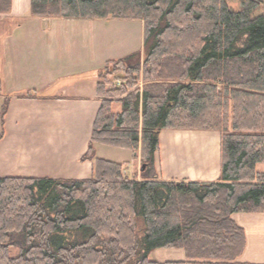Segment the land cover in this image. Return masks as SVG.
Instances as JSON below:
<instances>
[{
	"label": "trees",
	"instance_id": "obj_1",
	"mask_svg": "<svg viewBox=\"0 0 264 264\" xmlns=\"http://www.w3.org/2000/svg\"><path fill=\"white\" fill-rule=\"evenodd\" d=\"M260 3L29 0L31 18L140 21L143 55L97 74L100 106L80 159L92 162L90 179L0 178V264H251L239 261L245 234L232 216L264 214ZM10 9L0 0V15ZM7 106L5 98L2 126ZM168 130L219 135L216 182L158 180L155 154ZM95 145L129 151L144 166L140 178L97 158ZM166 249L185 259L148 260Z\"/></svg>",
	"mask_w": 264,
	"mask_h": 264
},
{
	"label": "crops",
	"instance_id": "obj_2",
	"mask_svg": "<svg viewBox=\"0 0 264 264\" xmlns=\"http://www.w3.org/2000/svg\"><path fill=\"white\" fill-rule=\"evenodd\" d=\"M28 10L29 0H11L10 12L0 15V108L8 99L0 178L90 179L92 162L80 159L88 150L100 106L96 77L111 61H100L96 52L107 47L108 34L116 29L108 28L107 20L31 18ZM199 141L161 132L163 155L155 154L158 180L216 182L219 150L208 141L195 147ZM122 164L128 168L129 162ZM232 220L245 234L239 261L264 264V214H235ZM175 259H185L181 250Z\"/></svg>",
	"mask_w": 264,
	"mask_h": 264
},
{
	"label": "rangeland",
	"instance_id": "obj_3",
	"mask_svg": "<svg viewBox=\"0 0 264 264\" xmlns=\"http://www.w3.org/2000/svg\"><path fill=\"white\" fill-rule=\"evenodd\" d=\"M240 1L241 0H228V5L232 9L238 10L240 7ZM257 12L264 14V0H263V3H260L257 9ZM107 22H110L109 24H111L110 27L108 28L113 29V30L116 29V32L115 33L112 32V34H108L107 47L99 46V48L97 49L96 56L100 61H103L104 59L118 60L122 57H125L126 55H129L137 51H140V54L143 55L142 23L140 21L118 20V21H107ZM139 87H141V85H139ZM114 105L116 106L113 107ZM1 108H0V135L2 134ZM112 110L113 111L116 110L118 112L120 110L119 103L115 102L112 105ZM164 132L169 133V134L178 133L180 135H187L189 137L201 140L199 142H195V147L201 144H204L205 141H208V143L214 144L215 150L216 149L219 150V135L216 132L194 131V130H168ZM97 148H98L97 149L98 157L103 158L107 161H111L115 163H126L128 161L129 162L128 168L124 167L125 164L123 165L124 175L129 178H133V177H135L136 179L140 178V175L144 170V166L141 165L140 161L133 160L132 154L129 151L111 148V147L104 146V145H100V146L98 145ZM159 149L161 150H158V152L156 153L157 158H159L158 156L160 155L162 156L163 155L162 153L164 151L163 146L159 147ZM217 156H219V153ZM217 158H218L217 162L219 166L220 157H217ZM154 168H155V173L158 178L159 177L158 175L160 173V167L159 165L156 167L154 163ZM188 169H192V167H188ZM259 170L260 171L263 170V167H259ZM188 176L190 177L191 180H194V177L192 176V174H189ZM181 180L182 179L173 180V181H181ZM182 181H190V180L188 178V179H183ZM177 251H180V250L179 249H166V250H161V251H155L149 255L148 260L157 262V263L178 262V261H175L176 260L175 255ZM15 254H16V251H14L12 255H15ZM184 258H185V255H184Z\"/></svg>",
	"mask_w": 264,
	"mask_h": 264
}]
</instances>
